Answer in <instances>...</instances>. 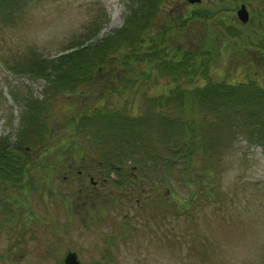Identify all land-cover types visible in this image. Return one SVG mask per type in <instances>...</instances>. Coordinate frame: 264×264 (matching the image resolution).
Here are the masks:
<instances>
[{
  "label": "rangeland",
  "instance_id": "374dc122",
  "mask_svg": "<svg viewBox=\"0 0 264 264\" xmlns=\"http://www.w3.org/2000/svg\"><path fill=\"white\" fill-rule=\"evenodd\" d=\"M27 5L15 12L11 25L0 24V148L14 151L26 165L19 178L0 175V202L4 201L0 204V218L9 212L0 229V264H62L69 251L77 253L80 264H264V150L247 125H238L231 131L213 128L203 135L207 140H215L211 147L213 160L216 159L213 167L217 170L207 175L202 168L200 175L196 174L200 184L188 187L175 174L167 176L166 181L159 168L148 171L147 167L143 175L131 174L138 159L134 154L126 155L122 159L129 160L125 164L127 176L136 175L142 181L147 178L152 188L140 193L137 207L136 191L129 185L133 179L125 186L109 182L107 200L97 199L104 204V214L90 223L82 222L85 211L75 207V203L79 201L81 205L80 201L87 198L90 206L92 199L84 191L78 194V182L72 178L86 167L81 164L69 169L67 160L75 159L77 163L85 157V161H97L102 150L95 146L84 124L80 126L79 120L71 123L69 111L76 117L92 106L91 94L80 97L92 88L86 86L88 80L67 93L55 92L52 85L59 68L49 61L66 54L64 50L70 45L74 49L79 45L90 47L119 30L132 6L139 9L140 4L138 0H40ZM241 5L248 13L246 24L236 18L235 12ZM196 8L204 21L210 20V35L204 34V28L197 31L200 21L195 25L187 18ZM252 10L264 15V0H201L194 6L184 0H172L162 4V18L153 22L150 31L154 32L152 37H157L160 31L164 35L174 21H187L164 35L166 44L173 43L180 50H198L210 42L215 51H221L213 66V79L242 84L250 76L264 89V54H228L224 49L227 45L235 47L236 53L242 48L231 42L226 29L220 26L225 21L226 27L234 25L244 35L258 37L260 33L247 26L242 29L251 23ZM95 26L98 30H94ZM255 27L264 38V26ZM219 33L220 37L229 38H220ZM33 57L52 63L43 75L12 73L9 69L15 64L28 66ZM170 88V82L160 79L145 95L160 97ZM31 104L41 105L47 111L37 119L49 129L46 138L35 141L24 139L25 134L19 136L21 131H29L27 119L34 112ZM137 105L138 101L131 108L134 112ZM29 135L34 137L35 132ZM155 137L152 135V142L163 158L167 155V143ZM224 137L228 139L223 141ZM3 139L6 141L1 143ZM107 144L104 153L107 148L134 151L124 148L121 141L107 140ZM120 157L109 160L121 162ZM199 166L194 164L192 172L196 173ZM111 172L118 175L114 170L108 171V175ZM12 180L20 186L7 189L11 196H16L7 201L2 199V193L6 182ZM146 196H151L147 204ZM74 208L78 214L69 216L68 211L72 214ZM17 212L21 214L16 221Z\"/></svg>",
  "mask_w": 264,
  "mask_h": 264
},
{
  "label": "trees",
  "instance_id": "16d2710c",
  "mask_svg": "<svg viewBox=\"0 0 264 264\" xmlns=\"http://www.w3.org/2000/svg\"><path fill=\"white\" fill-rule=\"evenodd\" d=\"M36 1L40 0H0V24L11 25L16 11L28 6V2ZM138 1L139 9H135V5L132 6L122 28L90 47L79 45L74 49L70 45L64 50L66 54H60L53 61H49L59 68L56 70L58 75L55 77V84L52 85L55 92L58 90L67 93L82 81L90 82L86 86H91L92 91H86L80 94V97L87 98L91 94L92 106L80 111L76 117L69 111L71 123L80 122V126L84 124L87 134H91L95 146H99L101 150L104 149V145L108 146L107 140L111 142L114 140L115 143L121 141L124 148L134 149L129 153L107 148L104 158L113 166H109L108 171L114 170L115 174H119L115 168L126 167L125 164L129 162L123 161L122 158L134 154L138 163L133 166L131 174L143 175V170L147 167L148 171L159 168L164 172L166 181H169L167 176L175 174L187 187L200 184L196 177L200 175L202 168L207 175H212L211 172L215 173L217 170L213 167L216 159L213 160L215 154L211 147L215 140L203 137L213 128L217 131L223 129L231 131L237 129L238 125H247L250 134L258 140L264 150V89L258 80L248 76L249 79L242 84L216 81L211 73L221 51H215L212 48L214 45L210 42L204 43L198 50L196 48L180 50L173 43L166 44L164 35H169L174 27H179V24L187 21H174V25L167 28L164 35L163 31H160L157 37H152L154 32L150 29L154 21L162 18L159 14L162 4L172 0ZM197 11V8L194 12L191 11L187 18L195 25L200 21L198 27L193 28L197 31L204 28L206 32L204 34L210 35L208 33L210 20L204 21ZM211 17L214 19L215 15ZM251 18L250 24L248 22V25H241L242 29L247 26L246 28L252 32L260 33L258 37L249 33L244 35L245 33L234 25L226 27L225 21L220 24L224 27L222 30L226 29L230 41L244 51L236 53L235 47L227 45L224 49L228 54L246 55L251 51H258L256 54L258 56L264 54V38L259 32L260 29L257 30L255 27L257 24L264 26V15L260 11L252 10ZM180 29H183L182 25ZM220 33L217 34L218 37ZM44 60L33 57L28 61L30 63L28 66L15 64L9 69L12 73L25 71L27 75H43L50 68L49 64H52ZM160 79L170 82L171 88L160 97L145 95ZM137 101L138 105L134 112L131 108ZM30 106L34 112L27 119L29 131L23 130L19 136L25 134L24 139L34 138V141L46 138L49 135L47 124L38 121L37 118L42 112L47 111L41 105ZM29 132H35L34 137L29 135ZM152 135L167 143L165 146L167 155L163 158L158 147L152 142ZM222 135L226 134L222 132ZM68 139L69 137L66 139L67 142ZM222 139L226 141L228 138ZM5 141L6 139H3L1 143ZM117 156H121L119 159L121 162H110L109 158ZM99 157L97 161L101 160V155ZM196 163H199L201 168L194 173L192 166ZM207 167L213 171L207 170ZM25 168L26 165H23L19 156H15L14 151L10 152L4 146L0 148L2 177L19 178L24 175ZM132 177L133 182H144L138 178L139 176ZM211 180L214 182L213 178ZM10 185L20 186L14 180L6 182L2 199L6 198L7 201L16 199V196H11L7 190L11 188ZM134 189L136 192L139 190ZM194 192L191 191V194Z\"/></svg>",
  "mask_w": 264,
  "mask_h": 264
},
{
  "label": "flooded vegetation",
  "instance_id": "af4514ba",
  "mask_svg": "<svg viewBox=\"0 0 264 264\" xmlns=\"http://www.w3.org/2000/svg\"><path fill=\"white\" fill-rule=\"evenodd\" d=\"M104 149L101 152V160L100 161H95L93 159H88V161H85L84 159H80L77 163L76 160H67L69 163L67 165V168L71 169V168H77L78 166H81V164L83 166H85L86 168L83 171H79L77 172V174L75 176H73L72 179H76V181L78 182V186H79V193H81V191H84L86 196L90 197L92 199V204L87 205L85 200H88L86 197V199L80 201L82 202L81 205L79 204V201H77L75 203V207H78L79 210H83L85 211V216H81V220L82 222L86 223V222H91L94 220L99 219L98 216H102L104 214V204L98 203L97 199H104V202L107 200L109 193L107 192L109 189V182L111 183H115L118 182V184H114L116 186H120L123 185L125 186L126 184H129L128 181L132 180L133 177L132 176H127V173L125 172L127 170V168L125 166L123 167H116L115 170L119 173L118 175L114 176L111 172V175H108V170H109V166L113 167L112 165L108 164V161L104 158ZM72 160V161H71ZM134 170V167L132 168L131 171ZM124 180V181H123ZM148 181V182H147ZM133 182V181H132ZM148 184V185H147ZM131 186V190L136 188L139 189L136 192V205L137 207H139V195L140 193H143L145 191V188H152L151 187V180L144 178V182L143 183H137V182H133V184H129ZM145 185V187H144ZM81 187V188H80ZM157 191L160 192V189L157 188ZM168 190L166 189L165 192H167ZM152 196V195H151ZM151 196H146L144 198V203L147 204L150 199ZM78 197V196H76ZM4 201L0 202V204H3ZM9 203V202H8ZM5 205V204H4ZM12 207V204L9 203V208ZM22 208V212H23V206ZM8 211V210H7ZM69 216L72 215H77L78 214V210H76V208L72 209V214L71 211H68ZM9 214H4L3 217L0 218V228H2L5 225V219Z\"/></svg>",
  "mask_w": 264,
  "mask_h": 264
},
{
  "label": "water",
  "instance_id": "95a60500",
  "mask_svg": "<svg viewBox=\"0 0 264 264\" xmlns=\"http://www.w3.org/2000/svg\"><path fill=\"white\" fill-rule=\"evenodd\" d=\"M189 5L199 4L201 0H184ZM236 17L237 20L240 21V23L245 24L248 21V13L244 7V5H241L239 10L236 11ZM77 255L75 252H68L64 257L62 264H80L78 261V258H76Z\"/></svg>",
  "mask_w": 264,
  "mask_h": 264
},
{
  "label": "bare ground",
  "instance_id": "6f19581e",
  "mask_svg": "<svg viewBox=\"0 0 264 264\" xmlns=\"http://www.w3.org/2000/svg\"><path fill=\"white\" fill-rule=\"evenodd\" d=\"M96 28H98L97 26H95ZM92 38V35H90L89 37H88V40H90ZM11 186V188H14L15 186L14 185H10Z\"/></svg>",
  "mask_w": 264,
  "mask_h": 264
}]
</instances>
